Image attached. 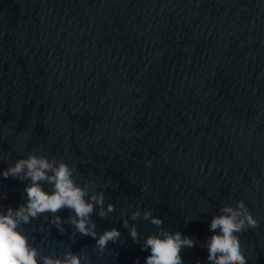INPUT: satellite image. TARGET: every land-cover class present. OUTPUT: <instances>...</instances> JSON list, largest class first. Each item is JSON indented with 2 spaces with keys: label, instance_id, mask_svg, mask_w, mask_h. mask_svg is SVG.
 Wrapping results in <instances>:
<instances>
[{
  "label": "water",
  "instance_id": "obj_1",
  "mask_svg": "<svg viewBox=\"0 0 264 264\" xmlns=\"http://www.w3.org/2000/svg\"><path fill=\"white\" fill-rule=\"evenodd\" d=\"M36 149L95 180L115 205L96 231L121 232L100 254L69 210L63 233L45 213L22 228L44 254L145 264L158 228L131 220L140 207L196 241L184 264H209L213 216L243 200L259 225L241 250L264 264V0H0V173ZM28 183L0 175V207Z\"/></svg>",
  "mask_w": 264,
  "mask_h": 264
},
{
  "label": "clouds",
  "instance_id": "obj_2",
  "mask_svg": "<svg viewBox=\"0 0 264 264\" xmlns=\"http://www.w3.org/2000/svg\"><path fill=\"white\" fill-rule=\"evenodd\" d=\"M40 150L20 158L0 175L4 178H18L28 180L24 192L26 202L18 207H0V264H91L86 248L73 252L71 245L62 256L47 255L33 246L29 236L22 230L23 225L31 223L32 219L45 213L51 214L50 223L63 233L64 221L58 214L62 210H69L72 214L67 223L74 227L81 236L91 237L95 240V249L103 254L109 242L117 243L121 232L112 227L97 233L93 214L106 218L115 211L111 202L105 207V194L96 192L95 180L86 181L83 185L74 179V169L63 160L57 161L55 157L37 154ZM152 161L146 162L151 166ZM51 186L46 191L43 184ZM107 186V185H105ZM121 217L127 215V209L120 210ZM157 226L158 232L148 235L140 243V233L135 224L129 225V219H123V227L129 230L132 240L141 244L142 250H150L145 258V264H184L181 252L185 248H192L196 241L180 231L172 232L161 225L163 219L153 215V210L141 211L137 207L131 212L132 221L140 217ZM259 222L253 217L243 200L235 205L225 204L220 214L214 215L210 222V231L213 233L201 246L207 247L209 264H247V259L241 250L240 235L248 229L257 228ZM139 264V258H136ZM199 264V262H197Z\"/></svg>",
  "mask_w": 264,
  "mask_h": 264
}]
</instances>
